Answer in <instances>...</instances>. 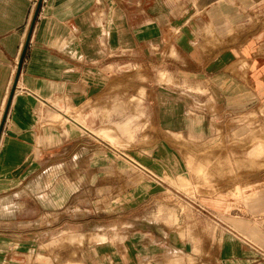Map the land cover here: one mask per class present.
<instances>
[{
    "label": "crops",
    "instance_id": "obj_1",
    "mask_svg": "<svg viewBox=\"0 0 264 264\" xmlns=\"http://www.w3.org/2000/svg\"><path fill=\"white\" fill-rule=\"evenodd\" d=\"M134 75L145 79L138 88L150 97L147 116L158 140L153 170L164 177L172 135L211 138L219 127L227 137L230 126L237 134V119L263 107L264 0H0V264H51L47 247L65 236L82 240L91 217L83 212L93 202L84 186L113 188L103 178L114 152L99 136L113 145L118 133L131 139L138 116L116 122V130L92 129L77 109L108 117L114 100L104 97L131 86ZM205 170L197 168L201 176ZM234 186L239 197L241 176ZM240 202L234 229L218 223L234 243L213 258L141 224L118 227L117 254L102 224L98 240L107 241L86 249L85 264H227L232 257L250 264L246 251L254 264L264 261V247L254 243L264 246V217L244 215ZM251 202L248 210H264V193Z\"/></svg>",
    "mask_w": 264,
    "mask_h": 264
},
{
    "label": "rangeland",
    "instance_id": "obj_2",
    "mask_svg": "<svg viewBox=\"0 0 264 264\" xmlns=\"http://www.w3.org/2000/svg\"><path fill=\"white\" fill-rule=\"evenodd\" d=\"M131 82V86L119 85L114 93L104 97V101L107 98L114 100L108 117L92 116L90 112L93 107L77 109L81 115L88 116L87 123L92 129L105 126L116 130L115 123L122 122L132 114H136L138 119L136 125L132 124L131 139L127 134L116 132L118 140L113 145L98 135L102 144L114 152L112 167L103 178V182L112 183L113 188L84 186V195L93 197V202L91 208L83 212L84 216H91L84 219L83 238L77 244L75 241L70 243L66 239L69 236H65L60 242L47 247L54 260L51 264H85L86 249L93 244L107 241H99L97 235L103 231L105 224L113 232L110 239L117 254L122 252V241L119 243L117 238L121 239L123 230L118 227L124 225L133 230L141 224L164 233H175L181 242L193 246V255L213 258V254H218L219 246H230L234 243V239L218 223L222 221L234 229L232 217L236 208L241 209L240 201H243L242 205L246 209L244 215L248 213L253 217H264V210L247 209L259 193H264V105L256 112L251 111L237 119L236 124L241 129L237 134L234 131L235 126H230L231 133L228 132L227 137L222 135L219 127L211 138H181L172 135L169 141L174 154L164 164L166 176L163 177L153 170L157 164L155 152L158 140L154 137V124L147 116L150 97L143 90L140 93L141 89L138 88L145 79L134 75ZM101 108L107 110L106 106ZM77 111L71 109L72 113ZM253 149L260 150V153L249 155ZM143 158H146V165L141 161ZM148 164L152 165L147 166ZM139 165L145 172L141 171ZM201 165L206 169L205 176L197 172ZM179 174L184 175V183L179 180ZM87 176L93 175L88 172ZM239 176L242 177L243 186L239 187V197H234L232 193ZM248 194H254V199L246 200ZM128 198H131V203L124 204L123 201ZM202 198L209 202L202 201ZM237 201L239 204H235ZM129 212L132 216L130 221L126 218ZM170 214L175 216V222L168 220ZM254 243L258 247H264L261 243ZM206 244L211 245V251H204ZM76 248L77 252L74 251ZM246 252L249 263L254 264L253 260L257 259L250 251ZM263 262L258 259L255 264ZM227 264H235L233 257L228 258Z\"/></svg>",
    "mask_w": 264,
    "mask_h": 264
}]
</instances>
